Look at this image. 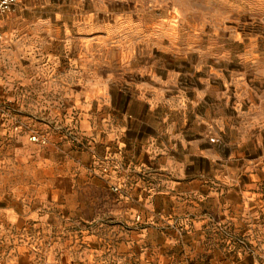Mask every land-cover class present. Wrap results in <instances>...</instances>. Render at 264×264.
Here are the masks:
<instances>
[{"label":"rangeland","instance_id":"1","mask_svg":"<svg viewBox=\"0 0 264 264\" xmlns=\"http://www.w3.org/2000/svg\"><path fill=\"white\" fill-rule=\"evenodd\" d=\"M0 35V202L42 199L64 217L0 228V264H137L163 251L158 235L136 246L153 226L131 210L141 190L175 195L158 202L182 221L162 222L169 264H264V222L241 236L211 214L217 181L247 179L218 178L253 154L244 121L264 117V0H16ZM18 151L26 163L7 167ZM57 182L69 183L58 195ZM88 206L93 258L52 253L51 238L79 226L65 215ZM187 206L205 214L202 236Z\"/></svg>","mask_w":264,"mask_h":264},{"label":"crops","instance_id":"2","mask_svg":"<svg viewBox=\"0 0 264 264\" xmlns=\"http://www.w3.org/2000/svg\"><path fill=\"white\" fill-rule=\"evenodd\" d=\"M244 132L251 134L250 143L252 145L253 154L250 156H240L235 159L234 167L230 168L227 172H221L219 175L225 176V174L231 175L230 172L241 171L245 169L247 172V179L245 182H235L228 179L217 181L215 187L211 188V194L213 196V207L211 208V214L218 222H227L234 232L241 236H249L255 225L252 223L264 222V117L249 118L243 123ZM4 163L8 167H16L26 163L27 155L24 151H18L11 153L10 156L5 157ZM239 168V169H238ZM232 170V171H231ZM69 187V183L55 184L56 195L60 192V187ZM196 188H191L185 192L189 197L191 193L195 192ZM169 192V191H168ZM7 196L12 195L11 193H6ZM175 195L172 193H144L142 190L136 195L134 193L133 200L131 204V210L134 213H139L148 222H152L153 226L151 229L147 230H137L135 233L137 235L138 249L141 248L140 245L145 243V239L151 240L149 243L155 247L154 237H158L163 241V246L160 249L152 248L151 250L144 251L145 257L139 258L137 264H169L170 260V244L169 243V230L163 225V223L171 221L173 218L176 221H181V216H172L170 210L167 208L168 204H163L162 208L159 206V200H163L164 203L168 200V203L172 201ZM17 204L13 206L12 204L6 203V201L0 202V228L6 231H17L23 230L29 227V222L35 221V226L44 228L45 224L57 218L60 222L64 217L58 218L53 213L48 212V206L43 202V200L36 201L30 206L26 205V202L19 201L20 196H16ZM167 198V199H166ZM161 208L163 215L167 214V217L160 219L156 216L154 212L159 211L157 209ZM121 210L117 211V215H121ZM187 211V218L190 219L192 226L194 227L192 236L196 237L202 236V233L196 230L199 227L200 222L206 220L205 214H201V209L199 207L187 206L182 208V212ZM123 214V213H122ZM66 218H69L71 222L66 224L73 225L72 223H78L76 230L67 232V238L61 243L59 237L57 242L51 238L52 253L59 246H63L66 254L75 253L83 255L85 257L93 258L95 250L93 251V242L97 240V235L93 233L94 227L93 222L99 217L97 213L92 210L91 206L83 212H74L72 214H66ZM165 217V216H164ZM203 218V219H202ZM163 222V223H162ZM25 225V226H24ZM76 228V227H75ZM260 230H264V227L258 226ZM83 232L84 240L81 241L77 235ZM119 234H122L121 232ZM170 235V234H169ZM108 236V235H107ZM188 236V235H185ZM99 240H103L101 237ZM92 242V244L90 243ZM108 245V244H107ZM73 251V252H72ZM71 258V257H70ZM73 260V259H72Z\"/></svg>","mask_w":264,"mask_h":264},{"label":"built area","instance_id":"3","mask_svg":"<svg viewBox=\"0 0 264 264\" xmlns=\"http://www.w3.org/2000/svg\"><path fill=\"white\" fill-rule=\"evenodd\" d=\"M16 0H0V16L7 11H9L13 5L15 4ZM1 36V35H0ZM7 116L6 108L3 103L0 101V130L4 127V122ZM16 129V126H14ZM30 140L36 141L38 137L34 134L30 135ZM214 139H211L213 141Z\"/></svg>","mask_w":264,"mask_h":264}]
</instances>
